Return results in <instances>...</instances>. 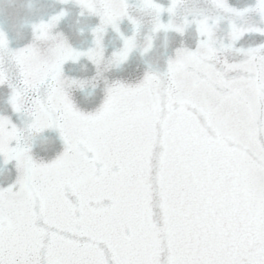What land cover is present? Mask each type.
<instances>
[{
    "label": "snow or ice",
    "instance_id": "snow-or-ice-1",
    "mask_svg": "<svg viewBox=\"0 0 264 264\" xmlns=\"http://www.w3.org/2000/svg\"><path fill=\"white\" fill-rule=\"evenodd\" d=\"M55 3L0 23V264H264V0Z\"/></svg>",
    "mask_w": 264,
    "mask_h": 264
},
{
    "label": "water",
    "instance_id": "water-1",
    "mask_svg": "<svg viewBox=\"0 0 264 264\" xmlns=\"http://www.w3.org/2000/svg\"><path fill=\"white\" fill-rule=\"evenodd\" d=\"M251 0H230L235 7H244ZM31 4V9L28 8V5ZM58 5H56L55 0H0V23H5L6 26L15 24L17 31L21 32V35L24 37L28 36L27 29H21L20 25L25 22H30L40 17H47L52 14L54 11L58 10ZM70 14L68 18L61 24V30L69 37L71 42L78 47H87L88 46V37L78 36L77 29L85 28L88 25L95 23L94 20L81 19L77 16L75 9L69 10ZM122 30H127V25H122ZM13 39H16L15 34H12ZM171 39V37H170ZM105 44L108 48L109 53L112 51L113 47V37L111 33L108 37L105 38ZM118 46V44H116ZM72 68V74L79 75H91L92 69L90 65L82 62L80 65L69 66ZM143 70V64L139 58L134 57L130 60L129 64L125 66L122 71L109 73V78H128L129 76L138 75ZM90 91V90H89ZM99 91L96 93L89 94L86 92L84 94H77V99L81 102L83 106H87L91 101L98 97ZM3 93L0 92V108H3ZM37 151H40L38 147Z\"/></svg>",
    "mask_w": 264,
    "mask_h": 264
}]
</instances>
